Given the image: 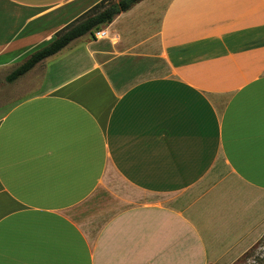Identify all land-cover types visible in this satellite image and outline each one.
Wrapping results in <instances>:
<instances>
[{"label": "crops", "instance_id": "1", "mask_svg": "<svg viewBox=\"0 0 264 264\" xmlns=\"http://www.w3.org/2000/svg\"><path fill=\"white\" fill-rule=\"evenodd\" d=\"M101 0H0V264H234L264 235V0H141L12 82Z\"/></svg>", "mask_w": 264, "mask_h": 264}, {"label": "trees", "instance_id": "2", "mask_svg": "<svg viewBox=\"0 0 264 264\" xmlns=\"http://www.w3.org/2000/svg\"><path fill=\"white\" fill-rule=\"evenodd\" d=\"M101 0L84 14L55 33L53 39L32 52L21 64L16 66L7 76L12 82L31 70L42 60L51 57L71 42L83 36L93 37L95 32L108 25L118 14L127 11L141 0Z\"/></svg>", "mask_w": 264, "mask_h": 264}, {"label": "rangeland", "instance_id": "3", "mask_svg": "<svg viewBox=\"0 0 264 264\" xmlns=\"http://www.w3.org/2000/svg\"><path fill=\"white\" fill-rule=\"evenodd\" d=\"M115 1L116 0H111L109 3ZM97 32H95V37H101L100 34H96ZM234 264H264V235L258 240V242H256V244L248 248Z\"/></svg>", "mask_w": 264, "mask_h": 264}, {"label": "built area", "instance_id": "4", "mask_svg": "<svg viewBox=\"0 0 264 264\" xmlns=\"http://www.w3.org/2000/svg\"><path fill=\"white\" fill-rule=\"evenodd\" d=\"M96 34H97V35H98V34H100V35H101V32L99 31V32H97Z\"/></svg>", "mask_w": 264, "mask_h": 264}]
</instances>
